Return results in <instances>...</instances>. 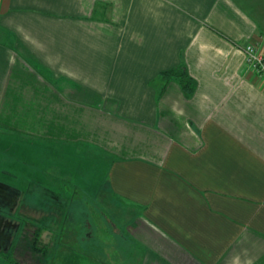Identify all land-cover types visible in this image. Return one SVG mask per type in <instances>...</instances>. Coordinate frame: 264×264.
I'll return each mask as SVG.
<instances>
[{"label": "crops", "instance_id": "crops-1", "mask_svg": "<svg viewBox=\"0 0 264 264\" xmlns=\"http://www.w3.org/2000/svg\"><path fill=\"white\" fill-rule=\"evenodd\" d=\"M249 42L264 49V0H0V149L73 180L35 202L10 187L19 219L53 229L19 232L0 264H264Z\"/></svg>", "mask_w": 264, "mask_h": 264}, {"label": "rangeland", "instance_id": "rangeland-1", "mask_svg": "<svg viewBox=\"0 0 264 264\" xmlns=\"http://www.w3.org/2000/svg\"><path fill=\"white\" fill-rule=\"evenodd\" d=\"M0 184H3L5 186L15 188L18 190H32L31 192H26L25 198L29 197L31 198V202H35L37 199H41L44 195L40 191H38L39 187H35V184L41 185L39 183H43L44 185H55L57 184H64V180H69L70 182L73 181L72 179L65 178L64 176H61V172L59 171H52L51 169H46L42 171H39L40 173H37L34 175V171L27 170V168H23L24 165L23 162H19V151H13L11 152V155L5 154V152L2 153V150L0 149ZM21 163V164H20ZM34 163V162H33ZM21 165V166H20ZM26 169V170H24ZM44 174L43 176H41ZM37 191V192H36ZM21 193V192H20ZM91 196L92 193H89ZM75 215H82L83 209L77 208L74 210ZM24 218L20 219V222L22 224V227L20 229V232L24 237L23 243H25L26 246H30V239L29 237L33 234V229L39 228L36 230V234L47 232L50 234V231H52L53 227L51 224V217H44L41 216V211H37L35 209H26L25 210ZM48 213V212H47ZM45 213V215H47ZM49 215V214H48ZM75 217H78V216ZM38 223V224H37ZM40 224H44L46 226H40ZM39 225V226H38ZM81 228V227H80ZM65 244H69L71 247L79 248L82 250V247L79 245V242L76 243L74 241H63ZM52 243L54 241H50V244L48 245V251H51ZM88 242H86L87 244ZM30 249V248H29ZM28 249V250H29ZM24 259V258H23ZM28 263V262H27ZM32 263V262H31Z\"/></svg>", "mask_w": 264, "mask_h": 264}, {"label": "flooded vegetation", "instance_id": "flooded-vegetation-1", "mask_svg": "<svg viewBox=\"0 0 264 264\" xmlns=\"http://www.w3.org/2000/svg\"><path fill=\"white\" fill-rule=\"evenodd\" d=\"M17 196L18 192L11 188L0 189V246L3 249L8 248L21 229L20 219L15 214Z\"/></svg>", "mask_w": 264, "mask_h": 264}, {"label": "built area", "instance_id": "built-area-1", "mask_svg": "<svg viewBox=\"0 0 264 264\" xmlns=\"http://www.w3.org/2000/svg\"><path fill=\"white\" fill-rule=\"evenodd\" d=\"M248 66L261 78H264V49L257 42L242 46Z\"/></svg>", "mask_w": 264, "mask_h": 264}, {"label": "trees", "instance_id": "trees-1", "mask_svg": "<svg viewBox=\"0 0 264 264\" xmlns=\"http://www.w3.org/2000/svg\"><path fill=\"white\" fill-rule=\"evenodd\" d=\"M164 75L169 77V78H171V77L180 78L184 89L188 93L193 91L195 82L193 81V79L188 75V73L183 68H173V69L165 72Z\"/></svg>", "mask_w": 264, "mask_h": 264}, {"label": "water", "instance_id": "water-1", "mask_svg": "<svg viewBox=\"0 0 264 264\" xmlns=\"http://www.w3.org/2000/svg\"><path fill=\"white\" fill-rule=\"evenodd\" d=\"M7 189V190H9L10 189V187H8V186H5V185H3V184H0V189ZM16 192H18V196H17V198H16V200H15V203L17 204L18 203V197L21 195L20 194V192L19 191H16Z\"/></svg>", "mask_w": 264, "mask_h": 264}]
</instances>
